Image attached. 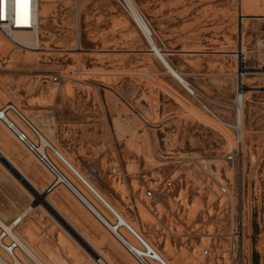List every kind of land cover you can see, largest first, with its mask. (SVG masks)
<instances>
[{
	"label": "rangeland",
	"instance_id": "1",
	"mask_svg": "<svg viewBox=\"0 0 264 264\" xmlns=\"http://www.w3.org/2000/svg\"><path fill=\"white\" fill-rule=\"evenodd\" d=\"M134 1L166 59L218 116L236 123L243 88L241 144L166 71L115 0H37L33 31L0 30V107H18L158 259L264 264V0ZM2 153L0 213L8 222L27 214L17 233L45 263L97 264V250L109 264H137L69 190L48 189L50 174L0 123ZM205 165L199 190L186 167ZM170 180L175 188L161 193Z\"/></svg>",
	"mask_w": 264,
	"mask_h": 264
},
{
	"label": "built area",
	"instance_id": "2",
	"mask_svg": "<svg viewBox=\"0 0 264 264\" xmlns=\"http://www.w3.org/2000/svg\"><path fill=\"white\" fill-rule=\"evenodd\" d=\"M115 1L122 10L133 18L130 0ZM25 2L27 3L26 9L23 7ZM25 11L27 12V21L24 20ZM18 20H20V23H18ZM36 23H38L37 0H21V5L19 7L17 6L16 0H5L3 16L0 17V30L4 34L8 36L9 31H33ZM53 81L57 82L58 78H53ZM242 90L243 88L241 87V91ZM195 97L197 98L196 94ZM197 99L202 109L208 115L220 123L225 129L232 131L238 136L239 128L236 123L222 119L213 112L203 100L200 98ZM0 123L5 126L15 140L35 159L37 164L50 174L52 177L49 187L50 191L60 186H64L78 200H80L86 208L90 209L87 203L82 199L80 193L72 185L69 177L63 171V168L68 170V167L70 168V166L62 158L58 149L49 141L45 140L43 133L27 116L8 103L0 107ZM104 148H106V146H104ZM237 156H239L238 151L230 154L228 159L234 160ZM207 169L208 167L206 165L201 166L198 169L194 166L186 167V174L199 190H204L208 186V182L204 175ZM111 174L113 176L118 175V169L116 167L112 168ZM174 188L175 181L170 180L165 183L164 189L161 193L164 191L170 193ZM157 191L151 188L147 189L146 197L152 200L155 199ZM21 223L22 221L18 219L14 221V231L11 229L8 230L0 225V264H33L25 258L20 238L17 233V228ZM127 231L141 243L140 247L133 245L128 237L120 232V228L117 225H114V229L112 230L115 239L135 259L137 264H167L158 259L153 251L148 250L147 254H145L143 252V247L144 249H147L146 243L131 228L127 227Z\"/></svg>",
	"mask_w": 264,
	"mask_h": 264
},
{
	"label": "bare ground",
	"instance_id": "3",
	"mask_svg": "<svg viewBox=\"0 0 264 264\" xmlns=\"http://www.w3.org/2000/svg\"><path fill=\"white\" fill-rule=\"evenodd\" d=\"M130 3H131L132 12H133V18H134L135 22L137 23V25L140 27L141 31L145 34L147 41L151 47V52H153V54L163 64L166 71L176 81H178V83L183 88H185L191 95L195 94V92L193 91V89L191 88V86L187 82V80L173 67V65L166 59L165 55L161 52V50L157 46V44L153 38V33H152L148 23L144 19L143 15L139 11L135 1L130 0ZM11 105L15 109H18V107H16L14 104H11ZM236 124L239 128V132H238V136H237V143L241 144L244 140V96H243L242 91H240L238 93L237 99H236ZM44 138L46 141H49L52 145H54L51 142V140L48 137H46L45 135H44ZM60 154H61L62 158L65 160V162L70 166V168L68 167L69 171H71L74 174V176L80 180V183L82 182V184L92 194V196H94L107 209V211L110 212L112 214V216L115 217V220H113L107 214V212L101 206H99V204L93 199V197H91V195L89 193H87V191L71 175H69V173L63 168V171L69 177L72 185L80 193V195L82 196V199L87 203L88 207L92 210L91 211L89 209V211L94 216H96V218L108 229V231L112 235H114L112 232V230L114 229V225H117L120 228V232L127 237L124 230H125V228L130 226V223L126 220V218L123 216V214H121L115 207H113L101 195V193L83 176V174L65 157V155H63L61 152H60ZM0 156H1L0 159L7 163V160L5 159L6 156L3 153L0 154ZM10 167H12V169H15L11 164H10ZM18 176H19L18 180L20 182L21 181H27L25 179V177L22 176L19 171H18ZM26 216H27V214H23L21 217L18 218V220H20L22 217H26ZM0 225L2 227L7 228L8 230H10V229L13 230L15 228L14 221L8 222L7 219L1 213H0ZM132 229H133V231L136 230L134 227ZM139 237L145 242V238L143 237V235L139 236ZM19 238H20L21 246H22L23 251H24L25 258L27 260L32 261L33 264H47L35 253V251L32 249V247L28 244V242L22 236L19 235ZM132 238L136 241L135 246L140 247L141 243L136 238H134L133 236H132ZM146 245H147V243H146ZM148 250L151 251L148 245H147V249L146 248L144 249V247H143V252L145 254H147ZM94 252H95L96 256H98V257L100 256V259L98 258L96 260L97 264H109V262L106 260V258L102 257L100 252H98L97 250Z\"/></svg>",
	"mask_w": 264,
	"mask_h": 264
},
{
	"label": "snow or ice",
	"instance_id": "4",
	"mask_svg": "<svg viewBox=\"0 0 264 264\" xmlns=\"http://www.w3.org/2000/svg\"><path fill=\"white\" fill-rule=\"evenodd\" d=\"M17 2V6L19 7L21 5V0H16ZM4 3H5V0H0V17L3 16V11H4ZM23 7L26 9L27 8V3L25 2L23 4ZM27 12L25 11V14H24V20L27 21Z\"/></svg>",
	"mask_w": 264,
	"mask_h": 264
},
{
	"label": "water",
	"instance_id": "5",
	"mask_svg": "<svg viewBox=\"0 0 264 264\" xmlns=\"http://www.w3.org/2000/svg\"><path fill=\"white\" fill-rule=\"evenodd\" d=\"M0 158H1V156H0ZM1 160V159H0ZM8 168H9V170L17 177V178H19V176H18V171H16L15 169H12V167H10V164L8 163ZM21 183L24 185V186H26L28 189H30L31 190V188L33 189V187H31V185L27 182V181H21Z\"/></svg>",
	"mask_w": 264,
	"mask_h": 264
},
{
	"label": "crops",
	"instance_id": "6",
	"mask_svg": "<svg viewBox=\"0 0 264 264\" xmlns=\"http://www.w3.org/2000/svg\"><path fill=\"white\" fill-rule=\"evenodd\" d=\"M50 187V186H49ZM49 189V188H48ZM59 189V187L58 188H56V189H54V190H52V191H57ZM80 202V201H79ZM90 212V211H89ZM91 213V212H90ZM92 214V213H91ZM93 215V214H92ZM94 216V215H93ZM95 217V216H94ZM96 218V217H95ZM97 219V218H96ZM98 220V219H97ZM111 234V233H110Z\"/></svg>",
	"mask_w": 264,
	"mask_h": 264
}]
</instances>
